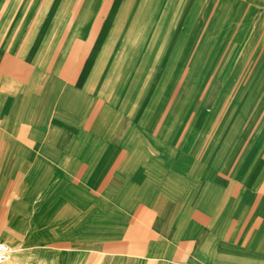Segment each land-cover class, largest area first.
I'll return each mask as SVG.
<instances>
[{"label": "crops", "instance_id": "1", "mask_svg": "<svg viewBox=\"0 0 264 264\" xmlns=\"http://www.w3.org/2000/svg\"><path fill=\"white\" fill-rule=\"evenodd\" d=\"M176 4L0 0V241L30 233L65 264H264V80L200 102L235 54L211 70L216 21L184 54Z\"/></svg>", "mask_w": 264, "mask_h": 264}, {"label": "rangeland", "instance_id": "2", "mask_svg": "<svg viewBox=\"0 0 264 264\" xmlns=\"http://www.w3.org/2000/svg\"><path fill=\"white\" fill-rule=\"evenodd\" d=\"M176 1L177 4L171 6L170 10H173V15L169 21H173V25L177 23L183 25L184 54L191 47L189 45L191 42L193 43L191 51L192 53L195 52L203 36L207 35L208 25L214 21L220 22L217 24L220 28L215 33L220 38L216 41L218 53L214 59L216 63L211 70L223 67L227 61V57H223L224 55L231 56L235 54V57H229L231 63H227L225 67L230 68L229 70L238 69L235 76H232L224 87L218 86L216 89L213 86V72L201 77L199 86L197 85L198 100L202 102L207 99L208 92L211 90V93L216 92L217 100H222L224 104L229 105L230 102H238L246 90L251 92L252 87H259L254 83L264 80V0ZM199 26L201 30L197 29ZM193 33H199L195 40L193 39ZM191 58L189 57L190 60L184 65V77L179 79L178 89L181 88L186 78L189 64L192 65V62L190 63ZM174 95L170 97H174ZM258 95H260V92L254 96L257 97ZM171 100L170 98L169 101ZM231 111L223 109L217 117H224L226 112L230 115L233 112ZM203 112V116H207V113L210 114L212 111L207 108ZM8 232L9 234L11 232L15 234V230H9ZM21 237L18 238L12 235V239L17 240V242L4 239L11 248L9 259L4 264H65L63 255L49 253V247H31L30 233L26 237L21 233ZM0 239L3 238L0 236ZM33 249L35 250L33 251ZM38 249L39 251H37Z\"/></svg>", "mask_w": 264, "mask_h": 264}, {"label": "built area", "instance_id": "3", "mask_svg": "<svg viewBox=\"0 0 264 264\" xmlns=\"http://www.w3.org/2000/svg\"><path fill=\"white\" fill-rule=\"evenodd\" d=\"M11 248L5 242L0 241V264H4L8 261Z\"/></svg>", "mask_w": 264, "mask_h": 264}, {"label": "bare ground", "instance_id": "4", "mask_svg": "<svg viewBox=\"0 0 264 264\" xmlns=\"http://www.w3.org/2000/svg\"><path fill=\"white\" fill-rule=\"evenodd\" d=\"M162 95V94H161ZM133 107V106H132Z\"/></svg>", "mask_w": 264, "mask_h": 264}]
</instances>
